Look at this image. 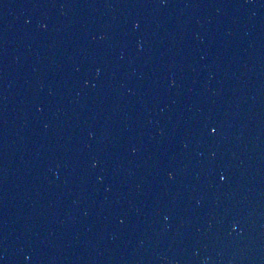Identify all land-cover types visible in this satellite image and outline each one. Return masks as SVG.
Returning <instances> with one entry per match:
<instances>
[{"label": "water", "instance_id": "water-1", "mask_svg": "<svg viewBox=\"0 0 264 264\" xmlns=\"http://www.w3.org/2000/svg\"><path fill=\"white\" fill-rule=\"evenodd\" d=\"M0 264H264V0H0Z\"/></svg>", "mask_w": 264, "mask_h": 264}]
</instances>
